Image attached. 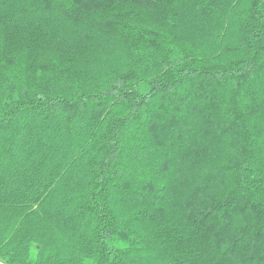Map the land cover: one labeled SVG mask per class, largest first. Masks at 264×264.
<instances>
[{
  "label": "trees",
  "instance_id": "16d2710c",
  "mask_svg": "<svg viewBox=\"0 0 264 264\" xmlns=\"http://www.w3.org/2000/svg\"><path fill=\"white\" fill-rule=\"evenodd\" d=\"M0 264H264V0H0Z\"/></svg>",
  "mask_w": 264,
  "mask_h": 264
}]
</instances>
